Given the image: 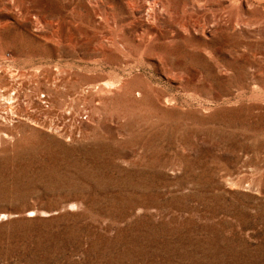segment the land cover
I'll use <instances>...</instances> for the list:
<instances>
[{"label": "rangeland", "instance_id": "374dc122", "mask_svg": "<svg viewBox=\"0 0 264 264\" xmlns=\"http://www.w3.org/2000/svg\"><path fill=\"white\" fill-rule=\"evenodd\" d=\"M130 1L0 0V264H264V0Z\"/></svg>", "mask_w": 264, "mask_h": 264}, {"label": "bare ground", "instance_id": "6f19581e", "mask_svg": "<svg viewBox=\"0 0 264 264\" xmlns=\"http://www.w3.org/2000/svg\"><path fill=\"white\" fill-rule=\"evenodd\" d=\"M137 1H138V0H137ZM130 2H132V0H131ZM134 2H135V1H134ZM138 2H140V0H139ZM145 2H146V1H145ZM147 2H148V1H147ZM147 2H146V3H147ZM151 2H152V0H151ZM143 3H144V0H143ZM156 3H157V2H156ZM140 4H142V3H140ZM161 4H163V3H161ZM136 5L138 6V4H136ZM142 5H143V4H142ZM156 5H157V4H156ZM148 8H149V7H148ZM154 8H155V7H154ZM154 8H153V9H154ZM150 9H151V8H150ZM150 9H149V10H150ZM154 11H155V10H154ZM154 11H153V12H154ZM149 12H150V11H149ZM147 13H148V12H147ZM108 15H109V14H108ZM151 15H152V14H151ZM153 15H154V14H153ZM104 17H105V16H104ZM109 17H110V16H109ZM107 19H109V18H107ZM107 19H106V20H107ZM106 20H105V21H106ZM108 21H112V20L109 19V20H107V22H108ZM108 23H109V22H108ZM108 23H106V24H108ZM110 25H111V24H110ZM111 27H112V26H111ZM112 28H113V27H112ZM110 29H111V28H110ZM99 30H100V29H99ZM108 30H109V29H108ZM97 36H98V35H97ZM99 42H100V41H99ZM33 74H34V73H33ZM51 83H52V82H51ZM105 93H106V92H105ZM0 216H1V215H0Z\"/></svg>", "mask_w": 264, "mask_h": 264}]
</instances>
